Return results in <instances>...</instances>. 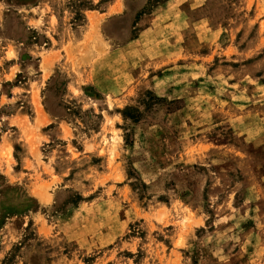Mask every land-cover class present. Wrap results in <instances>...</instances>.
Wrapping results in <instances>:
<instances>
[{"label":"rangeland","instance_id":"obj_1","mask_svg":"<svg viewBox=\"0 0 264 264\" xmlns=\"http://www.w3.org/2000/svg\"><path fill=\"white\" fill-rule=\"evenodd\" d=\"M0 264H264V0H0Z\"/></svg>","mask_w":264,"mask_h":264}]
</instances>
